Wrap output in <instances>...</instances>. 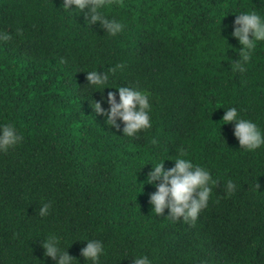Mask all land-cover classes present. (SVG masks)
<instances>
[{
	"label": "trees",
	"instance_id": "obj_1",
	"mask_svg": "<svg viewBox=\"0 0 264 264\" xmlns=\"http://www.w3.org/2000/svg\"><path fill=\"white\" fill-rule=\"evenodd\" d=\"M107 3L124 24L116 35L63 0H0V33H10L0 40V125L22 135L0 151V264H56L42 246L53 234L73 264H85V238L104 242L100 264L140 254L152 264H264V146L242 149L234 122H220L236 107L264 129V42L234 71L242 46L231 35L236 15L264 14V0ZM117 64L103 93L87 85L86 71ZM119 85L151 99L152 126L131 137L91 103L108 109L109 91L119 102ZM181 151L217 181L195 221L167 217L168 208L157 215L156 189L144 182L150 163L166 159L169 169ZM43 202L51 207L41 217Z\"/></svg>",
	"mask_w": 264,
	"mask_h": 264
},
{
	"label": "clouds",
	"instance_id": "obj_2",
	"mask_svg": "<svg viewBox=\"0 0 264 264\" xmlns=\"http://www.w3.org/2000/svg\"><path fill=\"white\" fill-rule=\"evenodd\" d=\"M63 7L69 12L83 13L86 22L93 25L97 22L109 35H116L124 29V24L106 14L109 7L107 0H63ZM74 6V7H73ZM225 17V16H224ZM226 27V26H225ZM232 36L237 38L242 46L238 50V59L232 60L233 70L243 72L245 64L251 59V53L261 42H264V14L256 9L239 12L232 25ZM221 34V33H220ZM222 36V35H221ZM10 33H0V40L7 41ZM224 38V37H223ZM227 42L228 40L224 38ZM123 64H117L108 72L93 69L87 72V85L102 89L103 93L109 80L110 73L117 69H123ZM117 92L109 91L107 96H102L103 102L109 105L108 109L102 108L100 100H91L92 107L97 115L106 117L108 125L119 128L117 118L124 122L123 133L129 137L136 135L141 130L148 129L151 124L152 104L147 90L135 86L119 85L114 87ZM225 109V108H224ZM220 122H234V136L238 138L242 149L255 151L264 146V129L251 119L240 115L236 107L225 109ZM22 140V135L12 123L0 125V151H7ZM186 153L179 152L173 160L174 166L165 169L166 159L150 163L152 165L147 173V184H152L156 191L150 194V203L157 215L163 213L165 208L170 210L169 215L174 220L195 221L208 205L210 198V185L216 184L212 174L205 167L193 163L185 158ZM149 164V163H147ZM236 188L233 180L226 181V189L230 194ZM50 202H43L38 209L41 217L47 216L50 210ZM86 246L81 249V255L90 264H100L101 257L106 255L104 242L99 239L85 238ZM42 246L45 256L51 257L56 264H73L78 260L69 254L67 249L61 247L60 239L56 235H50L43 239ZM133 264H152V260L146 254L133 255ZM201 264H208L202 261Z\"/></svg>",
	"mask_w": 264,
	"mask_h": 264
}]
</instances>
